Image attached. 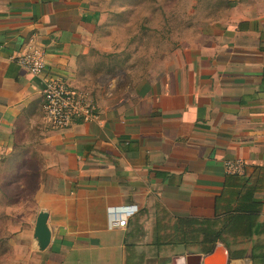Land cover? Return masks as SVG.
Returning <instances> with one entry per match:
<instances>
[{
	"label": "crops",
	"instance_id": "0c3cea01",
	"mask_svg": "<svg viewBox=\"0 0 264 264\" xmlns=\"http://www.w3.org/2000/svg\"><path fill=\"white\" fill-rule=\"evenodd\" d=\"M101 2L0 0V264H263L251 252L264 254V0H234L130 86L88 73ZM28 45L46 52L41 77L15 61ZM52 78L91 93L99 119L53 127ZM229 219L223 234L238 237L213 245L202 221Z\"/></svg>",
	"mask_w": 264,
	"mask_h": 264
},
{
	"label": "rangeland",
	"instance_id": "374dc122",
	"mask_svg": "<svg viewBox=\"0 0 264 264\" xmlns=\"http://www.w3.org/2000/svg\"><path fill=\"white\" fill-rule=\"evenodd\" d=\"M234 0H102L98 42L87 59L89 75L127 86L165 68L201 36L229 16ZM30 184L34 178L27 180ZM33 187L28 188L29 193Z\"/></svg>",
	"mask_w": 264,
	"mask_h": 264
},
{
	"label": "built area",
	"instance_id": "2783aa9c",
	"mask_svg": "<svg viewBox=\"0 0 264 264\" xmlns=\"http://www.w3.org/2000/svg\"><path fill=\"white\" fill-rule=\"evenodd\" d=\"M17 64L35 77H41L46 71V52L36 45H28L15 58ZM45 99V111L51 125L55 128H68L76 121L83 123L96 122L99 112L91 93L69 88L59 78H52L44 83L42 90ZM232 173L242 169V162L228 163ZM132 209L113 211L109 214L110 225L120 228L127 226V220L132 215Z\"/></svg>",
	"mask_w": 264,
	"mask_h": 264
},
{
	"label": "trees",
	"instance_id": "16d2710c",
	"mask_svg": "<svg viewBox=\"0 0 264 264\" xmlns=\"http://www.w3.org/2000/svg\"><path fill=\"white\" fill-rule=\"evenodd\" d=\"M203 224H207V229L205 232V237L208 240H211L212 244L215 245L217 241H222L224 243L228 242L230 238H236L238 236H232V235H225L223 232H226V228H228V225H234L236 223V219H229L227 220V224L223 225V228L217 230L218 227V220H211V221H202ZM232 258H238L242 256L241 252H231ZM251 256L253 261H256V259H259L260 262L264 264V254L262 252H251Z\"/></svg>",
	"mask_w": 264,
	"mask_h": 264
},
{
	"label": "water",
	"instance_id": "95a60500",
	"mask_svg": "<svg viewBox=\"0 0 264 264\" xmlns=\"http://www.w3.org/2000/svg\"><path fill=\"white\" fill-rule=\"evenodd\" d=\"M47 219L48 215L46 213L40 214L35 229V236L38 239L42 249L47 248L51 241V235L47 228Z\"/></svg>",
	"mask_w": 264,
	"mask_h": 264
}]
</instances>
